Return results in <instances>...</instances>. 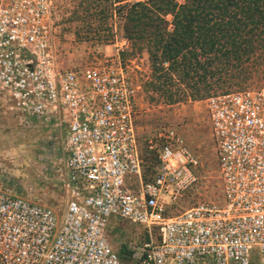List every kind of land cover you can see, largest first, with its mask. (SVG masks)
Instances as JSON below:
<instances>
[{
    "label": "built area",
    "instance_id": "1",
    "mask_svg": "<svg viewBox=\"0 0 264 264\" xmlns=\"http://www.w3.org/2000/svg\"><path fill=\"white\" fill-rule=\"evenodd\" d=\"M51 8V0H0V113L65 129L68 199L58 216L0 190V264H123L106 239L110 219L143 227L131 264H248L252 247L264 264V82L203 100L220 201L166 216L195 183L196 157L163 129L147 141L156 167L142 179L137 88L119 66L58 68Z\"/></svg>",
    "mask_w": 264,
    "mask_h": 264
},
{
    "label": "rangeland",
    "instance_id": "2",
    "mask_svg": "<svg viewBox=\"0 0 264 264\" xmlns=\"http://www.w3.org/2000/svg\"><path fill=\"white\" fill-rule=\"evenodd\" d=\"M142 1V0H129ZM52 38L51 52L58 68L82 69L90 66H119L137 88L135 97L134 127L142 154V179H151L155 172L154 153L149 151L147 141L156 143L157 133L174 129L189 151L197 159L194 170L195 183L175 204L166 206V216H174L203 202H219L221 184L217 171L215 152L209 134V126L203 100L211 95L257 89L264 82V71L253 74L239 86L211 92L202 97L191 98L183 84L161 79L165 89L178 94V101L167 104L164 97L152 91L150 63L145 51L130 56L127 42L118 28V20L110 15L108 0H51ZM124 54V56H123ZM160 81V79L158 80ZM37 140L26 131H18L0 122V190L10 195L22 196L60 215L65 197L60 191L63 156H58L60 166L56 175L47 168L44 146L31 142ZM61 169V170H60ZM41 171V172H40ZM49 172L50 180H42L40 173ZM134 179V178H133ZM112 251L123 264H131L126 252L136 242L144 240L143 227L110 219L105 230ZM152 234V240H156ZM248 264H260L262 256L256 247L247 255Z\"/></svg>",
    "mask_w": 264,
    "mask_h": 264
},
{
    "label": "trees",
    "instance_id": "3",
    "mask_svg": "<svg viewBox=\"0 0 264 264\" xmlns=\"http://www.w3.org/2000/svg\"><path fill=\"white\" fill-rule=\"evenodd\" d=\"M108 1L127 52H146L152 91L167 104L178 94L161 79L176 77L197 98L264 71V0ZM124 255L120 250L118 258Z\"/></svg>",
    "mask_w": 264,
    "mask_h": 264
},
{
    "label": "crops",
    "instance_id": "4",
    "mask_svg": "<svg viewBox=\"0 0 264 264\" xmlns=\"http://www.w3.org/2000/svg\"><path fill=\"white\" fill-rule=\"evenodd\" d=\"M0 122H5L9 127H15V129L18 131L21 132L26 131L27 133L37 138V140L31 142V145L36 143V144H40L41 146L42 145L44 146V149L46 150L47 153V155L45 156V159H47L45 163L47 165L46 166L47 168H44V170L46 169L48 171L49 169L51 171L50 173L52 174L50 175V173L48 172L50 176L54 177L56 175L55 173L58 172V168L61 162L58 159L59 158L58 156H60L61 154L63 156L62 162L64 160V155L62 153V145L65 137L64 128L61 127L60 129L56 130L54 129L52 122H49L47 124H42L39 120L18 118L10 115H5L2 113H0ZM45 171H43L42 173H40L41 171L39 172L41 179L44 181L50 180V178L47 177L48 173ZM60 191L63 193L65 197V201H64V206H65L66 201L68 199V192L65 183H63L62 181L60 184Z\"/></svg>",
    "mask_w": 264,
    "mask_h": 264
}]
</instances>
